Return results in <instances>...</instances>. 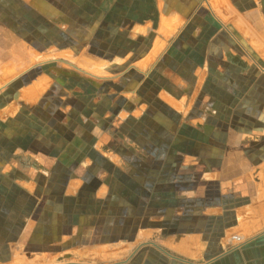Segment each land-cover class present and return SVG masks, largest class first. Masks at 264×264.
<instances>
[{"label":"crops","instance_id":"0c3cea01","mask_svg":"<svg viewBox=\"0 0 264 264\" xmlns=\"http://www.w3.org/2000/svg\"><path fill=\"white\" fill-rule=\"evenodd\" d=\"M93 3L0 0V264H264L262 0Z\"/></svg>","mask_w":264,"mask_h":264},{"label":"rangeland","instance_id":"374dc122","mask_svg":"<svg viewBox=\"0 0 264 264\" xmlns=\"http://www.w3.org/2000/svg\"><path fill=\"white\" fill-rule=\"evenodd\" d=\"M94 3V11H93V15H95V16H100V14H101V12L102 13H104V14H109V13H111L110 15H111V19H112V21H111V23H102V22H98L97 20H96V18H95V21L94 22H87V21H85L84 20V17L85 16H83V15H85V10L83 9L82 10V8H81V5H79L78 6V11H77V13H78V15H79V19H78V21H77V27H79V29L78 30H80L81 32H83V35H84V32H85V30H86V28H87V26H90V27H92L93 29H95V31H94V34H96V35H99L98 33L100 32V31H97V30H100V28H102V25L103 24H105V28H106V31L108 30V29H122V26H125L122 22L121 23H119L118 22V13H119V10H118V7L116 6V1L117 0H108V5H104V3H105V1L106 0H92ZM104 5V6H103ZM136 9H140L141 8V6H137V7H135ZM134 8V9H135ZM81 9V10H80ZM126 10L128 9V7H126L125 8ZM128 12V11H127ZM130 13H131V11H129ZM83 16V17H82ZM131 20H133L132 18H131ZM107 24V25H106ZM129 25V23H126V25ZM131 24V23H130ZM95 27V28H94ZM101 35L102 34H100L98 37H95V39L94 40H97V41H99V42H101L102 41V37H101ZM105 35H107V34H105ZM109 35V37L110 36H112L113 37V34L112 33H110V34H108ZM112 37H110V38H112ZM85 38V37H84ZM83 38V39H84ZM81 39V38H80ZM104 40H106V39H104Z\"/></svg>","mask_w":264,"mask_h":264},{"label":"water","instance_id":"95a60500","mask_svg":"<svg viewBox=\"0 0 264 264\" xmlns=\"http://www.w3.org/2000/svg\"><path fill=\"white\" fill-rule=\"evenodd\" d=\"M263 10H264V0H262Z\"/></svg>","mask_w":264,"mask_h":264}]
</instances>
